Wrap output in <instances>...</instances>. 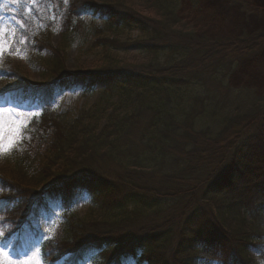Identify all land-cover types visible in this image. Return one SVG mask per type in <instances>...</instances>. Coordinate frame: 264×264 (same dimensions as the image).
Returning a JSON list of instances; mask_svg holds the SVG:
<instances>
[{
	"label": "trees",
	"instance_id": "16d2710c",
	"mask_svg": "<svg viewBox=\"0 0 264 264\" xmlns=\"http://www.w3.org/2000/svg\"><path fill=\"white\" fill-rule=\"evenodd\" d=\"M148 1L158 12L159 21L118 4L68 0L65 6L61 0H41L44 12H34L20 32L26 39L23 48L29 56L42 50L51 53L47 59L51 65L49 71L55 77L64 73L66 50L87 36L82 33L86 19L96 16L102 17L103 27L110 32L134 28L148 41L141 45L143 51L158 54L168 50L172 58L181 57L184 67L163 69L161 74L164 75L127 71L93 73L104 81V95H117L119 102L122 97L142 93L136 96L132 112L108 108L98 111L94 106L87 111L81 109L71 118L57 114L47 100L52 92L48 87L59 81L73 80L69 75L54 79L45 88L20 85L0 89V101L8 93L13 103L39 102V130L43 134L52 131V139L38 165L24 158L15 159L24 177L36 176L43 184L50 182L48 186L61 195L63 233L55 240L40 244L43 260L48 264H180L174 259L180 247L182 256L189 253L197 256L199 264H264V114L260 118L255 114L235 116L244 117V124L235 117H227L225 109L239 114L238 105L233 102L227 105L228 99L221 104L214 101L216 92L211 91L219 89L221 83L215 79L218 84L211 87L209 83L213 78L204 76L207 67L202 66L204 59L216 57L217 52H225L228 46L241 49L247 46H242L245 42L258 43L260 35L233 42L219 37L209 43L205 38L197 43H180L171 36L169 28L181 21L183 3L190 8L201 4L197 9L203 27L215 20L213 13L205 11L200 0ZM62 10V50L52 49L49 39L45 42L47 48L43 49L40 37L51 34L50 20L44 16ZM35 18L42 21V27H35ZM192 54L200 61L195 74H192L194 66L190 67L192 60L191 63L187 60ZM216 63L224 69L225 63ZM116 75L121 76L119 81L115 80ZM93 76L89 81L85 76L88 93L94 87ZM0 80H14L7 67L0 66ZM204 117L208 121L222 118L225 127L242 126V135L227 146L229 158L225 162L228 167L225 173L222 171L219 177L190 187L191 197L177 198L171 190L185 188L180 181L185 170L181 163H174L172 157L178 155V148L184 142L185 149L193 151L196 142L191 139L193 136L215 132L211 124L202 121ZM197 121L203 123L198 132L194 130ZM223 131H218L215 138H220ZM182 136L188 138L180 139ZM239 141L241 145L234 148ZM198 152L214 156L210 154V146ZM195 154L192 152L193 156ZM72 183L85 188L89 198V215L83 218H79L74 209ZM42 195L0 178V225L9 226L6 239L29 223L32 205ZM176 203L181 209L174 219L167 210ZM218 213L233 217L240 224L238 231L222 232ZM141 221L155 223L148 227ZM125 224H128L127 229ZM104 227L110 228L111 233L104 235Z\"/></svg>",
	"mask_w": 264,
	"mask_h": 264
},
{
	"label": "rangeland",
	"instance_id": "374dc122",
	"mask_svg": "<svg viewBox=\"0 0 264 264\" xmlns=\"http://www.w3.org/2000/svg\"><path fill=\"white\" fill-rule=\"evenodd\" d=\"M40 1L0 0V43L3 44L5 49L3 56L0 57V66L7 67L12 77H14L11 82L0 80L1 90L20 85L45 88L54 79H58L62 75H69L73 77V80L68 79V82L61 81L48 87L52 92L51 95H48L47 100L51 103L52 110L57 114H65L67 118H71L76 116L81 109L87 111V109L94 108V106L98 111L108 108L117 112H132L136 107L134 104L136 96L142 95V93L135 92L129 97H122L123 99L119 102L118 99L120 98L117 95L111 97L104 95L105 83L102 79L94 77L93 73L127 71L164 75L161 74L163 69L184 68L182 67V60H180L181 57L172 58L168 50L158 54L143 51L141 45H145L148 41L134 28H118L114 32H110L103 27L102 17L96 16L86 19L82 33L87 36L80 38L66 50L63 57L65 63L64 73L55 77L49 71L51 65L47 58L51 56V53L42 50L37 55L29 56L23 48L26 39L20 33L25 25L24 23L31 18L34 12L37 14L44 12ZM61 1L67 6L68 0ZM92 1L101 5H122L134 10L141 16L159 21L158 12L151 8L148 0ZM200 1L202 8L207 12L209 11V13L212 12L215 20L210 21L203 27L202 22L199 21L201 13L197 9L201 8V4L197 8H190L187 3H183L180 6L181 21L169 28L171 36L175 37L176 41L180 43H186L187 41L197 43L202 38L207 39L205 42L209 43L219 37L233 42L242 39L251 40L253 36L260 35L258 43L250 45V43L245 42L242 46H247L241 49L237 46H228V50L225 49V52H217L216 57L208 56L207 60H203L204 64L202 65L207 67L204 76L213 78V81L209 83L211 87L214 88L216 84L221 83L219 89L215 88L211 91L212 93L213 91L216 92V100H214L213 95L212 100L221 104L222 100L228 99L227 105L230 102L238 105L239 111L237 113L239 114H234L235 111L232 109H225L227 117L255 114L259 115L258 118H260L264 114V0ZM63 16L64 10L57 14L46 13L44 16V18L50 20L51 34L40 37L39 43L44 44L43 49L47 45L46 40L49 39L52 49L62 50L60 48L63 42ZM33 21L36 23V28L42 27L43 23L40 19L35 18ZM99 29L102 30L101 33H99ZM190 34L193 36H189ZM190 37H195V39H189ZM253 48L257 49L250 53ZM28 57H31V59L27 60ZM187 60L189 62L192 60V66L190 65L191 68L194 66L192 74L197 73L199 71L197 68L200 66L198 65L200 64L198 56L192 54L191 59ZM216 61L225 63L224 69L220 68L223 66H219ZM180 75L182 74H177V76ZM85 76L88 81L89 77H94L92 92H86ZM120 79L121 76L116 75L115 80L119 81ZM215 79L218 83L214 82ZM10 97L8 93L4 94L0 104V108L9 110L3 114V120L8 127H11L13 121H15L20 126V134L16 137V142L11 149L0 152V178L19 187H24L27 191L36 194L41 192L43 195L40 200L32 205L29 224L22 226L18 232L12 233L6 241L4 240L9 233V226L0 225V249H3L7 254L6 256L0 255V264H7L9 260L12 261V264H27V261L33 256L40 261V264H44L39 245L46 240H55L63 233L60 217L61 195L58 190L48 186L50 182L43 184L39 183L40 180H37L36 176L30 177L28 175V177H24L15 159L24 158V161L35 162L38 165L42 161L48 142L52 139V131L43 134L39 130L38 121L41 115L39 102L22 101L13 103ZM204 118L202 121L211 124L215 132L208 135L193 136L191 139L196 141L194 148L192 147L194 150H186L184 142L178 148V155L172 157L174 159L172 161L181 163L185 170L184 178L180 180L184 183L185 188L178 191L171 190L177 198L191 197L190 187L195 188L198 184L207 183L210 179L223 174L222 171L225 173L226 170L224 169L228 168L225 166V162H228L229 158L227 146L233 139H239L242 135L240 134L242 126L236 127V124H230L225 127L222 118L219 120V117H214L212 121H208L206 117ZM235 118L241 122L244 117ZM244 123H246V120L243 121ZM237 124H239L238 121ZM195 126L194 130L198 132L203 123L197 121ZM223 129V134L219 135L220 138H215L216 133L221 132ZM9 135L10 133L6 131L5 145L8 142ZM183 137L180 139H183ZM184 138L187 139L188 137L185 136ZM240 145L241 141L234 148ZM204 146H210V154L214 156L199 153L198 151ZM224 150H226L225 153ZM192 152L196 154L193 156ZM187 153H190L188 157ZM19 155L21 157H17ZM217 157H221V159H217ZM186 164H189L190 168ZM232 172L236 173V171ZM189 175L190 177H188ZM70 189L75 190L73 201L76 215L79 218L88 216L89 203L85 188L77 183H72ZM170 207L167 210L169 211L168 214L175 219V215L180 211L181 206L176 203L175 207ZM217 215L223 227L222 232L228 234V231H238V225L240 224L233 217L221 215V213ZM141 222L142 224L146 223L148 227L155 223ZM127 228L128 224H125V229ZM219 228L221 227L219 226ZM109 229L103 228L104 235L111 233ZM196 257L190 253L182 256L180 247L174 254V259H177L180 264L187 261H195L196 264H199L198 259H195Z\"/></svg>",
	"mask_w": 264,
	"mask_h": 264
},
{
	"label": "snow or ice",
	"instance_id": "6c2138e0",
	"mask_svg": "<svg viewBox=\"0 0 264 264\" xmlns=\"http://www.w3.org/2000/svg\"><path fill=\"white\" fill-rule=\"evenodd\" d=\"M4 47L3 44L0 43V57L3 56L4 54ZM9 111L8 109L0 108V152L6 150V149H11L13 144L16 142V137L20 134V126L16 124L15 121H13V124L11 127H8L5 125L4 120H3V114L5 112ZM14 111V110H12ZM19 115V114H18ZM10 133L8 136V142L5 145L4 140H5V132ZM0 255L6 256L7 254L3 251V249H0ZM7 264H12V261H7ZM27 264H40V261L36 259L35 256L30 258L27 261Z\"/></svg>",
	"mask_w": 264,
	"mask_h": 264
}]
</instances>
